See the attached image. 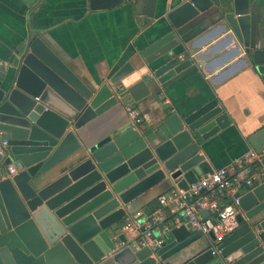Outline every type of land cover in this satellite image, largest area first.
Wrapping results in <instances>:
<instances>
[{
	"label": "water",
	"instance_id": "water-1",
	"mask_svg": "<svg viewBox=\"0 0 264 264\" xmlns=\"http://www.w3.org/2000/svg\"><path fill=\"white\" fill-rule=\"evenodd\" d=\"M122 2L88 5L101 10ZM203 16L218 23L216 34H230L225 43L238 42L241 64L264 84V18L253 15L250 0H180L166 14L169 31L138 53L140 64L125 62L97 86L27 25L0 75V264H264V180L236 193V226L220 242L190 223L169 226L156 248L119 232L126 219L120 195L132 186L154 176L186 191L213 172L200 151L230 123L218 101L175 111L159 98L164 81L192 63L177 53L181 28ZM145 66L149 73L124 88L122 79ZM150 95L160 105L150 125L107 120ZM247 141L259 153L264 126Z\"/></svg>",
	"mask_w": 264,
	"mask_h": 264
},
{
	"label": "crops",
	"instance_id": "crops-1",
	"mask_svg": "<svg viewBox=\"0 0 264 264\" xmlns=\"http://www.w3.org/2000/svg\"><path fill=\"white\" fill-rule=\"evenodd\" d=\"M179 3L123 0L113 8L91 10L88 0H36L32 5L0 0V75L16 54L28 25L84 82L97 86L125 62L140 64L138 53L152 39L169 31L166 14ZM250 7L257 19L264 18V0H250ZM217 24L215 19L203 16L181 28L177 53L192 63L164 81L159 95L160 104L175 111L212 99L218 101L230 123L208 139L200 151L213 171L251 149L248 136L264 126V84L249 65L241 64L245 55L238 42L233 39L225 43L230 34L215 33ZM234 48L238 52H232ZM152 98L150 95L135 105L143 118L140 128L153 123L160 109L159 102ZM107 120L130 123L126 107L109 112ZM177 190L174 181L154 176L126 190L120 195L126 219L120 222L119 232L128 240H143L152 226L176 225V205L160 204L159 199ZM204 211L205 217L215 218ZM201 243L206 241L202 239Z\"/></svg>",
	"mask_w": 264,
	"mask_h": 264
},
{
	"label": "built area",
	"instance_id": "built-area-1",
	"mask_svg": "<svg viewBox=\"0 0 264 264\" xmlns=\"http://www.w3.org/2000/svg\"><path fill=\"white\" fill-rule=\"evenodd\" d=\"M126 109L130 123L134 127L140 125L143 118L139 109L135 106H127ZM263 155L264 147L259 153L249 149L229 165L200 177L196 183L189 186L188 190H177L162 196L159 203L164 205L167 202H173L176 205L178 215L174 217L173 222L177 226L190 223L196 231L204 234L213 232L215 235L213 242H220L236 226L235 217L239 212L236 193L243 192L255 182L264 180V168L260 165ZM252 161L259 164L254 172L244 174L239 171ZM8 169L10 173L14 172L12 166ZM204 210L214 214L215 218L203 217L201 212ZM168 228V225L152 226L145 232L142 244L156 248L162 241V234ZM216 252L214 247L213 253Z\"/></svg>",
	"mask_w": 264,
	"mask_h": 264
},
{
	"label": "clouds",
	"instance_id": "clouds-1",
	"mask_svg": "<svg viewBox=\"0 0 264 264\" xmlns=\"http://www.w3.org/2000/svg\"><path fill=\"white\" fill-rule=\"evenodd\" d=\"M150 69L145 66L142 67L139 72L132 74L130 77H126L122 79V85L124 88H131L136 83H138L144 76L149 73Z\"/></svg>",
	"mask_w": 264,
	"mask_h": 264
},
{
	"label": "trees",
	"instance_id": "trees-1",
	"mask_svg": "<svg viewBox=\"0 0 264 264\" xmlns=\"http://www.w3.org/2000/svg\"><path fill=\"white\" fill-rule=\"evenodd\" d=\"M257 167H259V164L257 163V162H255V161H252V162H250V163H248V165H246L244 168H242L241 170H239L241 173H246L247 171V173L248 174H251L252 172H254L255 171V169L257 168ZM221 201H223V200H221ZM164 225V223H161L159 226H163Z\"/></svg>",
	"mask_w": 264,
	"mask_h": 264
}]
</instances>
